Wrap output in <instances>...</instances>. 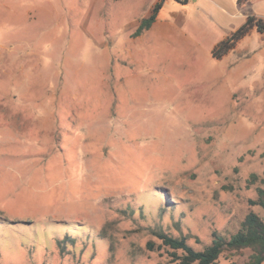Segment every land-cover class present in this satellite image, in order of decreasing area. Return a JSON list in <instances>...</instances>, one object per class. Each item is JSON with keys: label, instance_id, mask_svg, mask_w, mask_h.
<instances>
[{"label": "rangeland", "instance_id": "obj_1", "mask_svg": "<svg viewBox=\"0 0 264 264\" xmlns=\"http://www.w3.org/2000/svg\"><path fill=\"white\" fill-rule=\"evenodd\" d=\"M148 10L0 0V264H177L152 229L201 250L264 219V0H164L133 36Z\"/></svg>", "mask_w": 264, "mask_h": 264}, {"label": "trees", "instance_id": "obj_2", "mask_svg": "<svg viewBox=\"0 0 264 264\" xmlns=\"http://www.w3.org/2000/svg\"><path fill=\"white\" fill-rule=\"evenodd\" d=\"M177 1L186 3L187 0ZM163 2L164 0H158L153 6L151 13L147 17L141 18L133 36H138L151 27ZM252 25H257L259 30L263 29V24H261L260 20H256L254 17H247L244 26L221 41L219 46L224 45V51L231 49L234 42ZM217 49L213 50V54L219 57ZM260 156L264 158V151L261 152ZM250 178L251 182L259 180L260 183V186L256 188V197L250 200V204L264 209V176L259 178L252 173ZM151 234L160 241L161 246L171 250L169 252L170 261L177 264H217L219 256L224 252L232 255L244 250L248 251V255L241 264H264V219L253 211H249L245 215L240 222L238 230L228 237L213 231L211 243L204 246L201 250L193 249L187 243L188 237L186 235L175 236L161 228L152 229ZM194 238L198 242V238L196 236ZM147 247L153 250V243L149 241Z\"/></svg>", "mask_w": 264, "mask_h": 264}, {"label": "crops", "instance_id": "obj_3", "mask_svg": "<svg viewBox=\"0 0 264 264\" xmlns=\"http://www.w3.org/2000/svg\"><path fill=\"white\" fill-rule=\"evenodd\" d=\"M158 0H151V2H150V0H148V3H149V10H148V12H147V14L149 15L150 13H151V10H152V8H153V6L155 5V3L157 2ZM188 3V2H187ZM143 18V17H142ZM141 20V19H140ZM139 20V21H140ZM139 21H138V23H139ZM158 22L156 21V19H155V21L153 22V24L152 25H159V24H157Z\"/></svg>", "mask_w": 264, "mask_h": 264}]
</instances>
